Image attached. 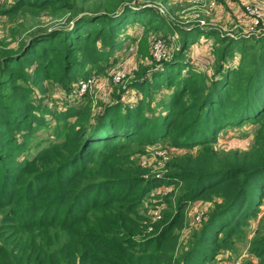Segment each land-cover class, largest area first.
I'll return each instance as SVG.
<instances>
[{
  "label": "trees",
  "instance_id": "obj_1",
  "mask_svg": "<svg viewBox=\"0 0 264 264\" xmlns=\"http://www.w3.org/2000/svg\"><path fill=\"white\" fill-rule=\"evenodd\" d=\"M52 1L24 0L5 11L17 14L25 6L43 11L53 4L74 18L64 28L33 35L17 49L0 50V209L8 208L0 219V264L212 261L218 246L231 248L229 238H240V227L258 214L264 200V35L237 41L243 55L239 67H228L221 58L216 75L209 78L193 70L183 52L202 36L225 37L198 23L178 26L182 52L174 63L165 62L154 80L140 83L142 96L135 107L119 100L98 113L88 103L51 111L35 100L33 84L44 93L46 80L70 85L104 73L110 55L124 44L128 25H144L149 19L158 30L169 22L149 0ZM101 40L105 48L98 46ZM192 78L201 83L190 91ZM163 86L177 87L167 99L160 98L162 109L152 117L143 112L150 104L144 99L149 90ZM188 92L191 102L184 101ZM246 122L261 125L250 149L213 148L224 128ZM43 127L52 128L55 139L32 145ZM161 139L173 147L200 150L171 161L164 177L145 178L147 169L132 158L130 147ZM33 147L32 157L18 158ZM163 184L185 192L174 213L151 222L141 212L142 200ZM214 197L220 202H213L191 247L180 253L177 229L184 209ZM252 253L257 264H264V220L252 240Z\"/></svg>",
  "mask_w": 264,
  "mask_h": 264
},
{
  "label": "rangeland",
  "instance_id": "obj_2",
  "mask_svg": "<svg viewBox=\"0 0 264 264\" xmlns=\"http://www.w3.org/2000/svg\"><path fill=\"white\" fill-rule=\"evenodd\" d=\"M21 1L24 0H0V50L17 49L24 41L32 40L35 34L54 28H64L69 21V25L73 23L71 20L74 17H71V11L52 8L53 4L51 5V3L54 1L57 3V0H50L52 2L48 10H31L25 6L17 14L5 13L6 10H10L20 4ZM37 1L40 2L41 0ZM144 1L147 0H138V3H145ZM244 1L249 5L261 7L263 18L258 26L252 28L251 19L244 8V14L241 16L232 15L228 12L223 13L225 9L219 11L218 14L214 10L208 15L200 5H171L172 11L162 5H155L149 0L148 5L158 7L161 13L166 14V19L169 20L167 26L161 25L158 30H154L153 27H150L152 22L149 19H146L144 25L140 22L128 25L125 32L127 34L121 37L124 44L120 49L114 51L113 55H110V63L104 73H93L86 78L77 79L70 85L57 82L55 79L46 80L44 93L33 84V97L36 101L49 107L51 111L62 110L70 105L88 103L92 106L94 113H98L104 110L109 102L113 103L119 100L135 107L142 96L139 89L140 83L145 78L154 80L152 76L155 72L163 68L165 62L174 63L177 53L182 52L180 43L183 37L180 32L181 28L178 26L192 27L197 23L202 27L217 28L220 35L225 38L219 40L216 35L202 36L196 44L189 46L183 54L190 67L199 74L213 78L216 75L219 61L221 62V58H223L222 64L236 69L241 64L243 56L239 49L241 43L237 41L264 35V0H236L232 3L242 5ZM220 13L223 14L219 17ZM228 38H232L233 42ZM157 41L164 44L160 51L156 48ZM98 46L105 48L102 40L98 42ZM228 47L229 50L224 53L225 48ZM33 70L30 69V73ZM82 81L88 83L86 88H83ZM199 83H201L199 80L192 78L188 85L189 90L191 91ZM176 87L163 86L159 90H149L144 99L146 103L148 99L149 108H144L143 112H150L152 117L157 115L162 109L160 98L167 99ZM184 101L191 102L189 92L185 93ZM260 128V123L251 124L250 122L241 126H228L218 134V141L213 144V148L231 152L248 150L253 145ZM54 139L53 129L43 127L36 132L32 139V145L36 142L48 145ZM36 149L33 147L29 151L18 153V158L26 154L32 157ZM130 150L134 153L132 158L138 160V163L147 169L146 174H144L145 178H159L170 172L169 164L171 161L180 155L195 156L200 147L181 149L171 146L166 139H161L153 145H134L130 147ZM184 192L185 190L181 186L167 184L154 186L145 194L141 212L149 216L151 222L158 221L159 219H155L158 216L161 219L168 212H175L177 200ZM215 201L220 202V198L214 197L213 201L197 200L186 206L182 225L177 229L182 243L180 253L186 252L191 247L196 234L201 230L205 219L208 218L209 212L214 207L213 202ZM7 211L8 208L0 209V219L8 213ZM263 220L264 200L259 206L258 214L240 227V238H229L231 248L218 246L212 261L207 264H229L230 262L257 264L259 259L252 253V240L261 230ZM147 232L151 231L148 230Z\"/></svg>",
  "mask_w": 264,
  "mask_h": 264
},
{
  "label": "built area",
  "instance_id": "obj_3",
  "mask_svg": "<svg viewBox=\"0 0 264 264\" xmlns=\"http://www.w3.org/2000/svg\"><path fill=\"white\" fill-rule=\"evenodd\" d=\"M232 1H236V0H232ZM219 2H220V0H194L193 1V3L195 5H200L202 7V9H204V11L208 14L212 10L217 9ZM244 11L249 15V17L251 19L252 28L256 27L260 24V22L262 21V18H263V12H262L261 7H259L258 5L246 4L244 6ZM163 46H164V44L161 41H157L156 48L158 51L162 50ZM117 78L119 79L120 77L118 76ZM81 83L83 85V88H86V86L88 85V83H86L85 81H82ZM155 219H160V216H158ZM229 264H238V263L230 262Z\"/></svg>",
  "mask_w": 264,
  "mask_h": 264
},
{
  "label": "crops",
  "instance_id": "obj_4",
  "mask_svg": "<svg viewBox=\"0 0 264 264\" xmlns=\"http://www.w3.org/2000/svg\"><path fill=\"white\" fill-rule=\"evenodd\" d=\"M194 0H160L159 3H157V5H162L165 8H169L172 10L171 5H195L193 3ZM242 1V0H241ZM233 1L231 0H220L217 9L212 10L214 12H216L217 14L219 13V11H221L222 9H225L223 13L228 12L229 14L232 15H238L241 16L244 14L243 8L244 6L247 4V2H243L242 5L240 4H233ZM159 9V8H158ZM163 10V9H162ZM173 11V10H172ZM212 11L208 14L210 15L212 13ZM220 13L219 17L223 14ZM199 14V13H198ZM205 14V13H204ZM228 14V15H229ZM173 15V14H172ZM197 15V14H196ZM207 15V14H206ZM246 17V16H245Z\"/></svg>",
  "mask_w": 264,
  "mask_h": 264
}]
</instances>
